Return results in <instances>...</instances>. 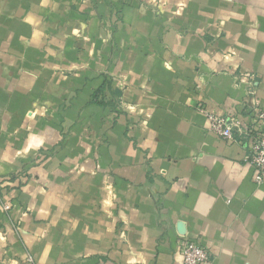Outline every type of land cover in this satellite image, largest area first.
I'll use <instances>...</instances> for the list:
<instances>
[{
  "label": "crops",
  "instance_id": "1",
  "mask_svg": "<svg viewBox=\"0 0 264 264\" xmlns=\"http://www.w3.org/2000/svg\"><path fill=\"white\" fill-rule=\"evenodd\" d=\"M255 101L264 0H0V264H264Z\"/></svg>",
  "mask_w": 264,
  "mask_h": 264
},
{
  "label": "built area",
  "instance_id": "2",
  "mask_svg": "<svg viewBox=\"0 0 264 264\" xmlns=\"http://www.w3.org/2000/svg\"><path fill=\"white\" fill-rule=\"evenodd\" d=\"M253 92L252 88L249 91ZM209 129L230 142L245 144L248 151L247 162L253 167V179L256 183L264 182V108L258 101L246 104L244 114L223 115L206 110ZM5 187L0 182V199L6 210L11 205L5 199ZM183 264H213L211 253L195 241H185L181 249Z\"/></svg>",
  "mask_w": 264,
  "mask_h": 264
}]
</instances>
